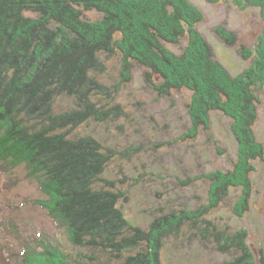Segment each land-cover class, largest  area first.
Segmentation results:
<instances>
[{
	"label": "trees",
	"instance_id": "trees-1",
	"mask_svg": "<svg viewBox=\"0 0 264 264\" xmlns=\"http://www.w3.org/2000/svg\"><path fill=\"white\" fill-rule=\"evenodd\" d=\"M243 1L259 7L264 20V0ZM204 17L192 0H0L2 176L25 158L69 241L63 246L48 238L41 245L18 232L23 250L0 241L2 264H10L8 259L17 260L12 264H163L166 241L188 231L222 252H233L225 264H264V249L255 248L250 230H233L209 216L231 188L243 189L235 214L243 217L251 209L254 163L264 158V143L254 128L264 91V30L253 49L240 45L253 65L234 75L199 30ZM223 37L237 44L234 31ZM114 60L120 62L121 76L109 84ZM139 66L158 95L190 93V123L182 139L209 131L213 113L220 112L231 120L238 144L232 168L199 176L210 183L207 203L163 211L149 225L126 213L133 196L134 184H126L131 177L109 169L113 162L130 161L134 153L119 152L91 126L130 118L118 102V86L130 84ZM0 234L6 236L3 230Z\"/></svg>",
	"mask_w": 264,
	"mask_h": 264
},
{
	"label": "rangeland",
	"instance_id": "rangeland-1",
	"mask_svg": "<svg viewBox=\"0 0 264 264\" xmlns=\"http://www.w3.org/2000/svg\"><path fill=\"white\" fill-rule=\"evenodd\" d=\"M192 1L205 13L199 30L212 43L225 67L232 74L239 75L252 66V56L246 58L240 52V45L245 43L249 48L255 47L258 36L264 30L261 9L247 5L243 0ZM93 15L97 16L96 13ZM223 29H226L225 32ZM233 31L238 36L236 45L226 43L223 37ZM169 46L174 51H181L178 45ZM120 71V62L111 61L106 82L117 83ZM144 72V67H137L134 80L118 86V102L124 104L130 118L109 126H91L101 137L112 141L119 152L129 149L134 153L130 161L124 158L113 162L109 169L113 175L131 177L126 184H134L131 188L133 196L127 204L126 213L132 220L149 225V221L163 211L207 203L210 183L207 178L199 176L216 169L232 168L238 144L230 127L231 120L220 112L213 113L209 131H203L194 138L182 139L190 123L186 113L190 93L183 89L175 91L171 97H162L145 82ZM261 98L259 118L254 128L259 140L264 143V91ZM64 102L69 106L75 104L71 99ZM19 160L21 164L13 166L7 177L2 176L0 169V230H3V235L6 234H0V241L21 247V238L41 245L50 238L56 244L68 246L65 228L60 227L54 217L55 212L51 210L53 215L47 208V193L41 187V180L32 168L26 167L25 158ZM254 164L257 170L252 175L254 192L250 199L251 209L243 217L235 214L234 206L243 196V189L231 188L225 201L209 216L233 230H250V241L255 243V248L264 249V158ZM37 172L41 177L40 171ZM18 232L21 238L16 236ZM215 245L212 241L193 236L191 231L171 237L162 252L163 264H225L234 257L233 252H222ZM42 253L46 254V250ZM8 261L10 264L17 262L16 259Z\"/></svg>",
	"mask_w": 264,
	"mask_h": 264
}]
</instances>
